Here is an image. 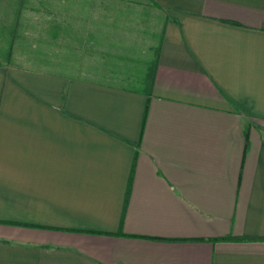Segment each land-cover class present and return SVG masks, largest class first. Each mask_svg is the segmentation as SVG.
I'll use <instances>...</instances> for the list:
<instances>
[{
	"label": "crops",
	"instance_id": "0c3cea01",
	"mask_svg": "<svg viewBox=\"0 0 264 264\" xmlns=\"http://www.w3.org/2000/svg\"><path fill=\"white\" fill-rule=\"evenodd\" d=\"M51 2L64 69L0 59V264H264V0Z\"/></svg>",
	"mask_w": 264,
	"mask_h": 264
},
{
	"label": "rangeland",
	"instance_id": "374dc122",
	"mask_svg": "<svg viewBox=\"0 0 264 264\" xmlns=\"http://www.w3.org/2000/svg\"><path fill=\"white\" fill-rule=\"evenodd\" d=\"M57 1L60 0L51 2L53 8L57 6ZM49 2L50 0H2L0 2V7L1 4L7 3L9 8L8 18L0 21V30L1 27L3 28V32L0 33V59L2 61L7 62L5 57L8 53L9 62L20 68L43 71L64 69L60 66L66 61L64 55L67 51L62 48L64 42L51 41L49 34V22L57 19H47L45 17L47 14L44 13ZM22 3L24 6L18 9V5ZM92 67L81 65L76 69L85 71Z\"/></svg>",
	"mask_w": 264,
	"mask_h": 264
},
{
	"label": "trees",
	"instance_id": "16d2710c",
	"mask_svg": "<svg viewBox=\"0 0 264 264\" xmlns=\"http://www.w3.org/2000/svg\"><path fill=\"white\" fill-rule=\"evenodd\" d=\"M5 60L10 61V56L8 53H6V59Z\"/></svg>",
	"mask_w": 264,
	"mask_h": 264
}]
</instances>
